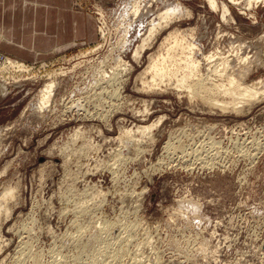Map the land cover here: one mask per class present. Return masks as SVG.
I'll use <instances>...</instances> for the list:
<instances>
[{
	"label": "rangeland",
	"instance_id": "rangeland-1",
	"mask_svg": "<svg viewBox=\"0 0 264 264\" xmlns=\"http://www.w3.org/2000/svg\"><path fill=\"white\" fill-rule=\"evenodd\" d=\"M137 1L0 0V55L26 67L0 69V264H264V1ZM231 78L261 92L200 87Z\"/></svg>",
	"mask_w": 264,
	"mask_h": 264
},
{
	"label": "bare ground",
	"instance_id": "bare-ground-1",
	"mask_svg": "<svg viewBox=\"0 0 264 264\" xmlns=\"http://www.w3.org/2000/svg\"><path fill=\"white\" fill-rule=\"evenodd\" d=\"M127 1V0H126ZM162 1V0H161ZM232 1H236L237 0H232ZM239 1V0H238ZM264 1V0H262ZM145 2V1H144ZM209 2L211 3V5L215 8L218 7V4H217V1L216 0H209ZM251 2L252 0H248L247 1V5H249V7L251 6ZM133 3V2H132ZM135 4L132 5V6H129L127 7L125 5V10L128 11V15L130 12H133V14L135 16H143L144 15V11L145 9H142V6L139 4V2L137 0H135L134 2ZM240 3V2H239ZM142 4V3H141ZM151 5V4H150ZM168 7V6H167ZM146 8V7H145ZM223 15L225 16L227 13H229L230 9L227 5L223 4ZM180 6L177 5V6H174V7H171V8H164L163 11H161L157 18L153 19L150 23H149V26H147V31L144 35V37L142 38L141 40V43H139L137 45V49L135 50V54L133 56V58L135 57L136 59L140 58L142 56V53L147 50L149 48L150 43L153 41L154 37L157 35L158 32H160V30H163L164 28H166L168 25H169V22L171 23L170 20H172L173 16H178L177 14L180 13ZM121 10V9H120ZM184 11V10H183ZM181 15V14H180ZM179 17V16H178ZM177 17V18H178ZM145 19V17H144ZM175 19V18H174ZM141 20V19H140ZM133 21V20H132ZM144 23V22H143ZM145 24V23H144ZM132 25L133 23H130L129 26L130 28H132ZM119 28V27H118ZM127 29V28H126ZM144 30V29H143ZM131 31V30H130ZM140 31V30H139ZM127 33V31H126ZM129 34V33H128ZM142 35V34H140ZM178 35L179 33H177V31L175 32H171L166 38V42L170 41V40H175L176 42L178 41ZM126 36V35H125ZM124 39V38H123ZM122 40V39H121ZM123 41V40H122ZM127 41V39H126ZM125 41V42H126ZM124 43V42H123ZM128 45V44H127ZM125 46V45H124ZM131 49V48H130ZM193 50L195 49L192 48ZM192 49H189L188 52H186L187 54L185 55V65L183 67L184 69V75L179 79V82H178V86L180 87H185V85L188 83L189 81V78L191 76L194 75V77H196L197 75H200L199 74V67H200V61L195 58V53L193 52ZM168 51L170 52L171 51V48H168L167 49V53ZM193 52V53H191ZM191 56V57H190ZM171 57V56H169ZM6 58V57H5ZM208 58V57H207ZM16 60V59H15ZM14 60V61H15ZM135 60V59H134ZM165 59L163 58H158V60H154L152 61V64L151 66L149 65L147 68H146V74H150V69L153 70V77H152V80L153 81H156V79L158 77H162L164 75V66L162 64V61H164ZM9 58H6L5 61H1L2 63H0V69H5L6 67H10V66H16L18 68H26L24 66V62L21 63L22 64H19V62H14ZM122 63V61H121ZM123 64H126L128 65L127 62H124ZM122 64V65H123ZM27 65V64H25ZM120 65V64H119ZM124 66L125 68H127L128 66ZM2 66V67H1ZM123 67V68H124ZM122 68V69H123ZM128 69V68H127ZM176 70L177 69H172L170 71V74H176ZM121 71V70H120ZM65 73V72H64ZM122 76V75H121ZM201 78V76H200ZM202 79V78H201ZM146 78H143V82L145 84H149L150 82L149 81H145ZM203 81V79H202ZM230 85L228 87H226L225 84H223V82H219V83H216L213 87V88H207L206 86H204L203 84L200 86L201 88H204L206 91L207 90H212V89H217L218 91L220 90L221 92L225 93V94H230L231 95V100L233 102V107L235 108V104H238V103H242L244 100H246L247 98H250V99H253L255 98L256 95H258L260 92H261V89L260 86H257L256 84H249V85H244L241 81H239L238 79L236 78H231L230 79ZM198 84V83H197ZM211 84H214V83H211ZM244 85V86H243ZM243 86V87H241ZM4 87V86H2ZM189 88L192 89V87L189 85ZM58 90V89H57ZM238 90V91H237ZM264 90V88H263ZM262 90V91H263ZM54 92H55V82L54 81H50L49 83H46L45 87L41 90V93L40 94V99H39V107L40 108H44L46 105H49V103L52 101V98H53V95H54ZM210 100H213L212 98H208ZM75 105V104H74ZM47 107V106H46ZM224 108H229V107H224ZM67 111V109H66ZM66 113V112H65ZM79 113V112H77ZM85 113V112H84ZM89 115V114H88ZM153 125L152 126H143V127H140L136 133H134L132 130H125L124 134H122L120 136V138L122 139L123 136L124 137H127V138H136L139 136V134H141L142 136L143 135H148L150 133V130L152 129ZM80 128V127H79ZM81 129V128H80ZM79 132V131H78ZM80 133V132H79ZM138 133V134H137ZM141 141V139H140ZM139 142V141H138ZM140 145V144H139ZM8 189V188H7ZM3 200L0 201V213L2 211V208L5 206V202H7V200L10 198V197H13L14 196V192L10 189L6 190V192L3 193Z\"/></svg>",
	"mask_w": 264,
	"mask_h": 264
},
{
	"label": "built area",
	"instance_id": "built-area-1",
	"mask_svg": "<svg viewBox=\"0 0 264 264\" xmlns=\"http://www.w3.org/2000/svg\"><path fill=\"white\" fill-rule=\"evenodd\" d=\"M5 59H6V58L1 54V55H0V62L3 61V60H5Z\"/></svg>",
	"mask_w": 264,
	"mask_h": 264
},
{
	"label": "crops",
	"instance_id": "crops-1",
	"mask_svg": "<svg viewBox=\"0 0 264 264\" xmlns=\"http://www.w3.org/2000/svg\"><path fill=\"white\" fill-rule=\"evenodd\" d=\"M36 7V6H35ZM36 15H37V13H36ZM47 23H51V22H47ZM54 23H57L56 21H54ZM73 23H75V21L73 22Z\"/></svg>",
	"mask_w": 264,
	"mask_h": 264
}]
</instances>
